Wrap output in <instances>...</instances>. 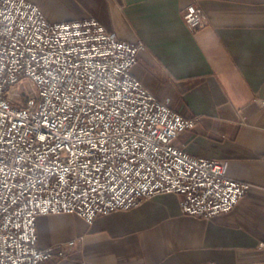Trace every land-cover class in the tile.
<instances>
[{"label": "built area", "instance_id": "1", "mask_svg": "<svg viewBox=\"0 0 264 264\" xmlns=\"http://www.w3.org/2000/svg\"><path fill=\"white\" fill-rule=\"evenodd\" d=\"M195 31V5L181 13ZM140 42L96 20L50 23L28 0H0V264H53L63 250L37 246L36 220L74 215L91 224L160 194L183 214L231 212L250 184L224 163L175 143L194 129L133 76ZM27 80L32 96L15 98Z\"/></svg>", "mask_w": 264, "mask_h": 264}, {"label": "crops", "instance_id": "2", "mask_svg": "<svg viewBox=\"0 0 264 264\" xmlns=\"http://www.w3.org/2000/svg\"><path fill=\"white\" fill-rule=\"evenodd\" d=\"M50 23L94 19L140 42L133 76L158 101L196 120L176 145L224 163L250 184L234 209L212 218L182 213L160 194L128 211L36 220L37 246L63 250L53 264H264V0H28ZM206 24L190 31L181 13Z\"/></svg>", "mask_w": 264, "mask_h": 264}, {"label": "rangeland", "instance_id": "3", "mask_svg": "<svg viewBox=\"0 0 264 264\" xmlns=\"http://www.w3.org/2000/svg\"><path fill=\"white\" fill-rule=\"evenodd\" d=\"M14 90L15 98L24 99L26 96L33 95V89L27 80H21L18 84L15 85Z\"/></svg>", "mask_w": 264, "mask_h": 264}]
</instances>
